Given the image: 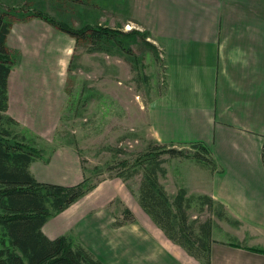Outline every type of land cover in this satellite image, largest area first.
<instances>
[{
    "label": "crops",
    "instance_id": "obj_1",
    "mask_svg": "<svg viewBox=\"0 0 264 264\" xmlns=\"http://www.w3.org/2000/svg\"><path fill=\"white\" fill-rule=\"evenodd\" d=\"M152 5L148 19L139 23L161 51L166 83L149 104V133L161 145L201 144L209 151L214 171L202 194L223 206L231 223L222 229L233 240L211 239L210 264H264V0H154ZM28 48L8 76L7 114L39 135L40 127H55L65 94L56 65L45 61L46 50ZM30 113L36 114L33 120ZM163 113L171 117L159 116ZM55 150L47 164L30 165L34 178L62 186L80 183L77 156L65 146ZM122 202L133 222L114 227L111 217L88 218V239L79 230L83 214L104 208V202L71 213L75 235L94 257L103 264H201L170 241L139 205ZM72 206L44 225L46 237L69 233L63 220L51 223L50 234L44 229Z\"/></svg>",
    "mask_w": 264,
    "mask_h": 264
},
{
    "label": "rangeland",
    "instance_id": "obj_2",
    "mask_svg": "<svg viewBox=\"0 0 264 264\" xmlns=\"http://www.w3.org/2000/svg\"><path fill=\"white\" fill-rule=\"evenodd\" d=\"M161 1L165 3V0ZM152 2L154 0H0V14H11L6 18L13 27L9 38L13 69L19 65L21 57H26L28 46L46 50L45 61L52 67L51 61L56 65L54 72L62 79L65 94V103L53 129L44 125L40 127L41 133L36 135L22 127V122L11 129L25 134L30 144L34 143L48 153L52 148L53 153L57 146H65L77 156L80 165L82 161L84 175L97 183L96 187L106 181L46 225L44 230L48 232L51 223L67 221L64 228L69 229L66 234L74 244L83 246L75 235V225L72 227L69 219L80 206L94 207L97 201L105 204L104 208L98 206L83 214L79 230L85 239L91 238L90 225L85 224L90 222L88 218L103 220L111 217L115 222L122 221L124 209H127L122 200L127 199L138 206L131 192L137 194L143 165L147 164V161L137 164L139 158L141 161L163 160L160 168L165 174L162 176L158 172L157 183L170 201L180 188L185 189L187 198L193 197L191 208L187 211L188 222L200 224L209 220L211 239L233 242L222 229L231 221L216 216L224 212L223 207L216 202L219 206L208 208L194 199L203 195L207 176L214 171L207 161V154L191 144L161 145L149 133V104L162 93L166 83L161 51L151 36L144 40L142 34L146 29L139 23V20H147L152 13ZM156 2L159 3V0ZM35 12H43L74 30L97 26L119 33L134 30L137 34L122 40L128 51L111 44L97 51L42 19L32 17ZM159 116L171 117L167 113ZM27 117L33 120L36 114L30 113ZM170 148L180 150L184 156H171L167 153ZM133 170L139 172L129 178L128 174ZM118 176L126 178V181Z\"/></svg>",
    "mask_w": 264,
    "mask_h": 264
},
{
    "label": "trees",
    "instance_id": "obj_3",
    "mask_svg": "<svg viewBox=\"0 0 264 264\" xmlns=\"http://www.w3.org/2000/svg\"><path fill=\"white\" fill-rule=\"evenodd\" d=\"M6 16L11 14H0V264H103L85 247L74 244L67 235L49 239L43 233V227L49 220L93 191L97 183H93L84 173L82 181L74 186L42 183L31 173L30 165L36 161L47 164L54 148L48 153L37 148L34 143L30 144V139L25 134L11 129L12 126H18V122L7 114V80L13 59L6 44L12 23ZM32 17L42 19L97 51H102L106 44L128 51L122 40L137 34L134 30L119 33L97 26H84L80 30H74L54 21L43 12H35ZM142 36L146 40L149 34L144 32ZM191 146L199 148L207 155L209 153L201 144ZM167 153L171 156H184L180 150L173 148L167 150ZM261 160L264 167V139ZM145 161L147 164L143 165L137 194H131L143 212L170 241L179 245L201 264H210V221L200 224L196 221L188 222L187 211L191 208L193 197L187 198L185 189L180 188L170 201L164 189L157 183L158 172L162 176L165 174L160 168L163 160L141 161L139 158L137 164L141 165ZM207 161L213 167L211 159ZM81 167L84 172L82 161ZM138 172L139 170H133L128 177L131 178ZM118 177L123 182L126 181V178ZM194 199L200 200L201 205L208 208L219 206L206 195ZM220 207L223 206L220 204ZM222 213L219 212L216 216L228 222L225 212ZM123 215L122 221L113 223L114 227L133 222L134 216L128 209H124Z\"/></svg>",
    "mask_w": 264,
    "mask_h": 264
}]
</instances>
